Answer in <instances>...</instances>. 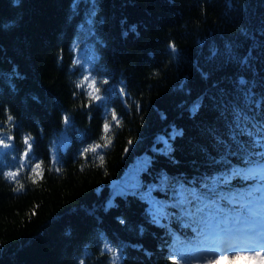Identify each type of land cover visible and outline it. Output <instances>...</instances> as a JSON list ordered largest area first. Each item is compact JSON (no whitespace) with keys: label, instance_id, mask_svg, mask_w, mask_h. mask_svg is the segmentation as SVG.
<instances>
[{"label":"trees","instance_id":"obj_1","mask_svg":"<svg viewBox=\"0 0 264 264\" xmlns=\"http://www.w3.org/2000/svg\"><path fill=\"white\" fill-rule=\"evenodd\" d=\"M262 163L264 0H0V264H197Z\"/></svg>","mask_w":264,"mask_h":264},{"label":"rangeland","instance_id":"obj_2","mask_svg":"<svg viewBox=\"0 0 264 264\" xmlns=\"http://www.w3.org/2000/svg\"><path fill=\"white\" fill-rule=\"evenodd\" d=\"M75 50V58L76 60L82 64V67L84 68L85 72V78L90 79L91 81V75L89 73V65H90V60H91V52L88 48L86 47H80L78 48L77 46L74 48ZM261 170H263L264 172V165H262V167H260ZM249 202H251L249 204ZM249 205H251L250 208H252L253 210H256V216L257 218L260 217V221L262 220V223L257 225L254 222L251 221H247L246 219H241L242 223L245 224L246 226L249 227H253V226H260L263 227L264 226V190L262 189V191L259 192V194L255 197H252L248 203ZM235 226L237 225H230L228 228L229 230L225 233V234H230V232H234V233H239V234H244V232H242V229L240 230H235ZM209 234L215 235L213 236V238H219L221 237V232L217 229V228H211L209 231ZM215 232V233H214ZM235 238V236H234ZM212 246H200L199 251L201 252H196L195 255L198 259V264H215V261L217 259V257H223L225 255L227 256H236L237 254H239L240 258L237 259H230L227 261H223L222 260V264H259V258L257 259H244L243 257L245 255H252L253 253L251 252V250L244 248L242 250L239 249H235L237 244L234 243H228L225 246H221V247H217L214 248ZM260 253V256L264 257V251H261V249H259L258 251Z\"/></svg>","mask_w":264,"mask_h":264},{"label":"snow or ice","instance_id":"obj_3","mask_svg":"<svg viewBox=\"0 0 264 264\" xmlns=\"http://www.w3.org/2000/svg\"><path fill=\"white\" fill-rule=\"evenodd\" d=\"M169 48L172 49L173 51H175V45L174 44H169ZM87 79V78H86ZM102 83H107V81H103ZM97 92H99L100 90L99 89H96ZM121 91L123 92L124 89H121ZM96 99H100L99 96L96 97ZM11 119V118H10ZM112 119L115 121L117 119V116L115 113L112 114ZM65 123L67 124L68 123V118L65 117ZM109 128V125L108 124H105L104 125V129L105 131H107ZM129 143H131V141H129ZM5 147H7V145H5ZM89 150H94V149H86V151H89ZM37 168H39V165L36 166ZM121 223H123V221L121 220L120 221ZM250 243H256V241L254 239H250L249 241ZM187 251V250H186ZM237 258H240L239 254H237L236 256H223V257H217L216 261H215V264H222V260L223 261H227V260H230V259H237ZM244 259H257L259 258V264H264V257L260 256V253L259 252H255L253 253L252 255H245L243 257ZM172 264H176L175 261L172 262ZM211 264V262H210Z\"/></svg>","mask_w":264,"mask_h":264},{"label":"bare ground","instance_id":"obj_4","mask_svg":"<svg viewBox=\"0 0 264 264\" xmlns=\"http://www.w3.org/2000/svg\"><path fill=\"white\" fill-rule=\"evenodd\" d=\"M240 238H241V239H244V238H245V236H241ZM262 241L264 242V238L262 239Z\"/></svg>","mask_w":264,"mask_h":264}]
</instances>
